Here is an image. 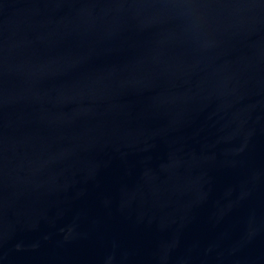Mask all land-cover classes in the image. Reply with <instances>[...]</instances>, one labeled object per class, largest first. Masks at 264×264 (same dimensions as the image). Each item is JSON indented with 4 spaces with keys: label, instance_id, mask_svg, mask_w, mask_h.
<instances>
[{
    "label": "water",
    "instance_id": "1",
    "mask_svg": "<svg viewBox=\"0 0 264 264\" xmlns=\"http://www.w3.org/2000/svg\"><path fill=\"white\" fill-rule=\"evenodd\" d=\"M0 264H264V0H0Z\"/></svg>",
    "mask_w": 264,
    "mask_h": 264
}]
</instances>
